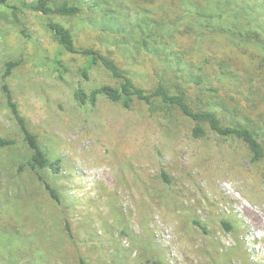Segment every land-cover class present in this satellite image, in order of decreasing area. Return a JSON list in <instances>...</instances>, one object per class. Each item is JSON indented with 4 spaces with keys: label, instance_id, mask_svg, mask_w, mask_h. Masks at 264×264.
<instances>
[{
    "label": "rangeland",
    "instance_id": "rangeland-1",
    "mask_svg": "<svg viewBox=\"0 0 264 264\" xmlns=\"http://www.w3.org/2000/svg\"><path fill=\"white\" fill-rule=\"evenodd\" d=\"M39 0L0 4V264H264V161L237 138L207 131L160 100L130 109L90 93L121 81L71 54L58 23L114 60L148 92L163 81L195 110L259 132L264 146V0H50L76 16L45 15ZM20 62L5 77L9 62ZM204 76L201 84L195 76ZM61 169L38 176L7 104Z\"/></svg>",
    "mask_w": 264,
    "mask_h": 264
},
{
    "label": "trees",
    "instance_id": "trees-1",
    "mask_svg": "<svg viewBox=\"0 0 264 264\" xmlns=\"http://www.w3.org/2000/svg\"><path fill=\"white\" fill-rule=\"evenodd\" d=\"M7 1L8 0H0V4L5 5ZM49 2L50 0H39L31 7V9L33 11L41 12L45 15L57 14L65 17L76 16L81 12L80 7L77 6L64 5L54 9L49 4ZM49 28L54 33L56 40L66 51L71 54H78L88 57V66L84 69L85 77H88V73L95 66L102 65L112 74L114 78L121 81L120 87L105 85L93 90L90 95H88L82 87H79L76 92V98L81 104L95 105L98 98L100 96H104L110 101L122 104L125 108L130 109L136 101L144 102L147 105H153L156 100H160L168 108L177 109L183 116L197 124L193 130L195 137H205L207 131L200 125H207L210 131L216 133L222 138H237L243 141L248 146L249 151L252 154L253 163H260L264 161V146L260 140V134L256 130L241 125H223L221 118L215 111L195 110L189 102L188 94L185 90H181L179 93L174 94L163 81L159 82L156 89L152 92H148L143 88H139L135 86L133 80L120 69L117 63L108 56L102 54L96 49L77 48L73 33L64 25L50 23ZM19 65V61L9 62L7 64L5 77H9L13 70ZM195 81L198 84L203 83L204 76H195ZM4 91L6 93L7 104L21 128L25 142L32 152V157L22 167H28L30 171L35 173L43 182L51 197L59 201L60 198L57 191L39 174V171L45 170L47 168L59 171L61 169V160L51 162L47 158L46 154L40 147L37 136L34 135L27 127L24 118L20 114L18 105L14 102L12 93L7 85H4ZM15 144V140L0 139V148L13 146ZM81 264L88 263L82 259ZM155 264L163 263L157 261Z\"/></svg>",
    "mask_w": 264,
    "mask_h": 264
}]
</instances>
